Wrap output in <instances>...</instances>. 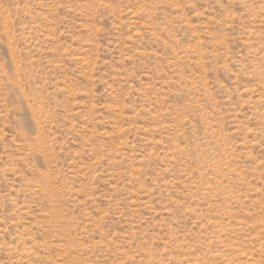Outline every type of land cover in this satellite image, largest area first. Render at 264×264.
Masks as SVG:
<instances>
[{
  "label": "rangeland",
  "instance_id": "rangeland-1",
  "mask_svg": "<svg viewBox=\"0 0 264 264\" xmlns=\"http://www.w3.org/2000/svg\"><path fill=\"white\" fill-rule=\"evenodd\" d=\"M0 264H264V0H0Z\"/></svg>",
  "mask_w": 264,
  "mask_h": 264
}]
</instances>
